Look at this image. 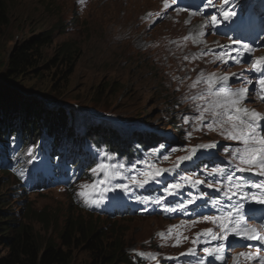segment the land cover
Listing matches in <instances>:
<instances>
[{
  "label": "rangeland",
  "instance_id": "374dc122",
  "mask_svg": "<svg viewBox=\"0 0 264 264\" xmlns=\"http://www.w3.org/2000/svg\"><path fill=\"white\" fill-rule=\"evenodd\" d=\"M2 3L6 4L12 17L0 40L5 61L12 49L24 40L51 30L55 25L56 28L52 43L43 50L46 64L40 63L15 77H4L5 67L0 61V105L5 98L37 100L41 102L43 112L58 105L61 111L71 112L78 123L82 122V128H77V132L83 128L99 132L112 130L115 136L125 137L127 141L136 134L160 129L174 141L177 132L167 124L175 121L179 125L187 118L185 137L188 143L183 144L189 145L190 150L206 141L203 129L192 123L193 118L189 115L193 108L200 106L202 95L195 94L205 91L208 79L214 78L211 75L221 61V52H212L221 39L212 32L209 14L203 19L193 12L195 14L188 15L186 21L177 22L175 17L179 14L172 15L171 8L161 4L160 0H2ZM205 28V35L199 36ZM203 41L208 45L205 46ZM68 46L73 50L70 76L66 75L70 69L67 64L58 59L51 64ZM208 53L215 55V65L208 63ZM48 65L52 67L48 69ZM194 82L196 87H192ZM160 83L169 91V102L163 98ZM248 104L255 105L254 102ZM81 112L83 114L78 118ZM77 119L72 122L77 123ZM150 120L153 121L148 124ZM189 132L191 137L187 136ZM97 141L102 139L97 136ZM64 142L69 148L76 145L72 140L64 139ZM158 149L161 146L151 150L146 157L144 155L145 160H142L140 153L133 157L121 156L103 144L100 147L85 146L83 151L89 150L96 162L70 189L27 192L15 175L0 169V202L5 199L12 202L16 227L20 222L32 226L42 240L50 239L58 247H62L60 234L64 225L77 219L82 225L107 232L109 238L114 234L122 237L123 250L134 264H187L181 261L182 254L193 246L197 234L188 227L183 211L170 210L179 205L168 200L167 196L173 194L166 195L164 178L176 171L175 179H198L183 174L188 161L179 162L177 167L178 158L189 154L185 146L172 150L166 160H158ZM37 150L40 152L39 144ZM31 151L32 148L22 150L31 167H37L38 155ZM102 161L103 171L98 168ZM94 168L97 169L95 173ZM156 168L171 171L162 173L155 182L143 187L131 183L132 175L142 180L145 178L143 171ZM117 172L121 175H116ZM107 176L111 187L130 185L128 191L117 188L122 203L112 214L106 211L113 208L116 200L93 196L105 189ZM173 183L184 185L188 181L177 180L170 185ZM156 200L161 203H155ZM42 214L50 217L48 223L39 219ZM208 228L209 222L203 220L200 233ZM72 250V264H95L83 246ZM7 251L0 240V256Z\"/></svg>",
  "mask_w": 264,
  "mask_h": 264
},
{
  "label": "trees",
  "instance_id": "16d2710c",
  "mask_svg": "<svg viewBox=\"0 0 264 264\" xmlns=\"http://www.w3.org/2000/svg\"><path fill=\"white\" fill-rule=\"evenodd\" d=\"M10 12L6 4L0 0V40L5 28L11 24L12 17ZM55 28L56 25L51 30H44L24 40V42L12 49L6 61L5 50L1 47L0 42V61L3 62L2 67H5L4 77H15L24 71L36 68L40 63L46 64L43 50L52 43ZM70 47L63 48L64 51H62L61 55L51 61V64H53L58 59L59 62L67 64L70 67L67 70V76L71 75L73 64L71 60L73 50ZM48 67L50 69L52 66L48 65ZM159 87L164 92L163 98L169 102L168 98L170 94L168 89L163 83H160ZM40 103L34 99H30L29 101H13L5 98L3 105H0V141L3 143L5 141L8 143L25 141L23 138L24 134L22 135L21 133L22 130L37 134L42 127V119H44L48 130L53 133L52 140L54 141L56 139H63L66 136H73L78 127L82 128L80 126L82 122L78 123L77 117L73 116L71 112L66 114L57 108L58 105L50 107L51 109L43 112ZM82 114L83 112L78 115V118ZM76 119L77 123H73L72 121ZM152 121H148V124ZM16 124L21 127L18 129L15 126ZM65 125L68 126L66 134H64L61 128ZM167 126H171L173 131L177 132V135L181 134L179 125L175 121L169 122ZM94 133L110 149H117L119 152L127 153L131 156L139 151L147 155L150 153L151 147H155L157 142L164 143L168 141V139L159 135L157 130H149L145 132L146 135L139 134L137 136L136 134L132 138V142L129 143L126 138L122 139L121 136H116L117 138L115 139L114 134L108 133L106 130L104 132L95 131ZM34 139L35 137H32V142ZM171 145L175 148L178 147L179 143L174 140L171 141ZM168 151L169 148L164 150L166 154H168ZM64 155L65 153L57 152V156L63 157ZM140 157H143V155H140ZM6 171L15 175L18 180L17 182L20 183L19 181L24 177V173L26 172L21 156L17 163L10 170ZM12 206L13 204L10 200L5 199L3 202H0V240H2L8 249L7 254L0 256V264H72L74 257L72 248L76 249L80 246H83L88 251L91 261L95 264H134L129 254L123 250L124 243L122 242V237H118L116 234L114 236L109 235L111 236L109 238L107 232L103 230H98L87 224L82 225L77 219L72 222L71 218H68L72 224H69L67 221L64 225V230L60 234L62 247H58L50 239L46 241L42 240L32 226H28L25 223L21 224L20 222L19 226L16 227L13 218L15 212L11 209ZM39 219L45 223L50 221V217L46 218L45 214L39 216Z\"/></svg>",
  "mask_w": 264,
  "mask_h": 264
},
{
  "label": "snow or ice",
  "instance_id": "6c2138e0",
  "mask_svg": "<svg viewBox=\"0 0 264 264\" xmlns=\"http://www.w3.org/2000/svg\"><path fill=\"white\" fill-rule=\"evenodd\" d=\"M225 5L229 4V0H224ZM206 5H212V0H206ZM214 6V5H213ZM168 7V5H166ZM234 7V6H233ZM195 14V13H193ZM221 15L224 21L231 20L233 16L236 15V12L232 10L230 7L229 10H221ZM211 23L213 26L221 23L220 20L217 19L215 14L211 17ZM205 35L204 32H200L199 36ZM196 42V41H194ZM238 47L236 49H230L227 53L228 56L233 59L235 62H240L237 57L243 58L245 53L249 54V58H251L250 54L253 51L247 44H241L239 41L235 42ZM224 46H221L223 48ZM235 51L237 56L234 57L231 53ZM224 53H221V59L223 58ZM227 63V61H223ZM255 73L260 74V79L256 82L259 85V89L261 92H264V57L257 58L254 61L253 69ZM239 78L237 74H233ZM229 76H223L219 79H211L209 78L207 81V93L209 95H214L217 97L216 100L211 101L207 104V106L203 107L202 110L199 111L198 117L192 121V123H199V125L206 127L208 130H217L215 126H218L219 133L224 137L225 140L239 142L240 146H236L234 148L225 147L224 152H230L231 156L234 159L239 160V165H235L237 171L243 172H253V169H259L255 174L264 177V114L257 112L255 110H249L243 107V103L248 99V88H240V89H231L229 85ZM199 82V80L197 81ZM248 85H253V80L248 79L246 81ZM192 87H196V82L193 83ZM264 99V96L261 97ZM194 99H196L194 97ZM199 99H203V97H199ZM226 117V119H225ZM209 121V123L205 124V121ZM185 122L189 121L187 118ZM188 137H191V133H187ZM164 146L161 145V148ZM217 148L216 143H205L199 144L189 150V154L185 156H181L178 158L177 167L179 166V162L181 161H190L193 156L196 155L198 150H204L206 154H210V150H215ZM159 150V149H158ZM175 151L176 149H172ZM165 160L168 159L167 156L163 157ZM240 165H244L241 167ZM123 167V165H120ZM135 167V166H133ZM152 168L155 166L152 165ZM98 168L103 171L105 169V165L103 163L98 165ZM95 173L97 169H92ZM171 171L169 169H159L156 168L154 171L147 170L143 171L142 175L145 177L144 179H138L137 175H132L131 183L136 186L143 187L150 182H155L156 178L160 177L162 173ZM227 172L226 167H212L211 171L205 172L207 176L220 175L224 176ZM116 175H121V173L117 172ZM184 181H188L191 183L192 187H195L198 183H202V181H191L188 177H182ZM227 179L229 182H232L235 177L234 175H228ZM184 185L181 183H173L168 186V189L165 190L166 195L168 194H176V190L182 188ZM130 185L128 183L125 184H117L115 188L122 189L123 191H128ZM208 187H213L210 183ZM219 187V185H217ZM251 187L255 188L259 191V198H257L256 193H248L245 191L246 188ZM115 190V189H113ZM224 195L228 197L229 200H232L234 196L239 195L241 199H248L249 201H255L259 207H250L248 212L253 214L257 212H264V181L261 182H252L246 181L244 179L236 180L232 186L224 192ZM195 197L189 199L187 204H192ZM98 203V201H97ZM155 203H161L160 200H156ZM186 205L180 204L177 208L170 209L171 211H183L185 210ZM245 212L244 205L237 201L234 206H229V209L221 215L209 216L205 215L203 217L204 221H210L214 225H217L219 231H214L212 228L205 229L201 233H197V240H194L193 243L197 244L201 237H204L203 243L211 244L213 241L217 243L212 247H204L203 252L207 257H213L217 261H224L225 256L221 255L226 250L227 241L229 236L238 237L241 239H260L261 237L257 235V229L254 227H249L244 224L245 221ZM163 236V234H160ZM185 254H195L192 249L188 250V253ZM184 255V254H182ZM240 257H245L249 260L254 257L250 252H242L239 253ZM155 258V257H153ZM172 259V258H169ZM198 264H206L204 258H201L198 261ZM238 264V261H237ZM260 264H264V260L260 261Z\"/></svg>",
  "mask_w": 264,
  "mask_h": 264
},
{
  "label": "bare ground",
  "instance_id": "6f19581e",
  "mask_svg": "<svg viewBox=\"0 0 264 264\" xmlns=\"http://www.w3.org/2000/svg\"><path fill=\"white\" fill-rule=\"evenodd\" d=\"M211 60H213V59H211ZM261 95L262 94H260L259 96H261ZM11 143H15V145H12ZM11 143H8L7 141H5L7 165H9L10 160L13 159L14 153L16 151H18V149H19L18 146L16 145V142H11ZM39 147H40V152H38V150H37V153L40 155L42 153V147H43L42 146V140L39 142ZM19 158H20V156H18V154H17V157L14 160V162L16 163ZM84 174H86V172ZM84 174H83V176H84ZM62 177H63L62 178V182L64 184H66V183L68 184L67 186H62L61 184H59L62 187V189H70L69 187L74 185L75 184L74 182H76V181L78 182L79 180H81L83 178V177H81V178L79 177V178L75 179L74 178V173H70V172H66V171L63 172ZM40 184H42L43 186H49L50 187L49 178H47V177H38L37 181L35 182V184L33 186H38ZM22 187L27 188V186H22ZM73 198H74V201L76 203V200H75L74 196H73ZM114 211H115V208L112 209L110 214L114 213ZM253 217H254V214L251 217L247 218L246 221H250ZM259 244H260V247H259V252L258 253L262 252V245L264 244V241H260ZM235 246H236L235 243L231 246V250L233 251V253L236 251V247ZM256 263L258 264V256L256 257Z\"/></svg>",
  "mask_w": 264,
  "mask_h": 264
}]
</instances>
